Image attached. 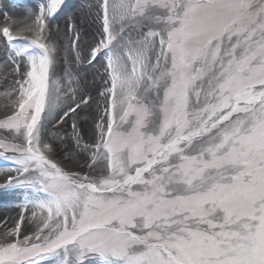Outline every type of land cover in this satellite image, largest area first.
<instances>
[{
	"label": "snow or ice",
	"instance_id": "snow-or-ice-1",
	"mask_svg": "<svg viewBox=\"0 0 264 264\" xmlns=\"http://www.w3.org/2000/svg\"><path fill=\"white\" fill-rule=\"evenodd\" d=\"M65 7L0 26V264H264V0Z\"/></svg>",
	"mask_w": 264,
	"mask_h": 264
},
{
	"label": "rangeland",
	"instance_id": "rangeland-1",
	"mask_svg": "<svg viewBox=\"0 0 264 264\" xmlns=\"http://www.w3.org/2000/svg\"><path fill=\"white\" fill-rule=\"evenodd\" d=\"M42 0H0V26L4 23H9L15 21L16 24L27 23L29 20V13L34 12ZM94 2V0H66V5L63 11L59 14L57 23L61 29V35L66 26L67 19L69 16L76 15L77 18H82L87 11L90 3ZM5 14L9 17V20H6ZM3 57V52L0 51V58ZM92 74L89 73V90L92 95L95 97L97 92L96 88L100 87L99 81L97 79L96 87L92 86L91 83ZM7 86V82L3 81V73H0V91H2ZM4 98L0 96V108L4 103ZM83 115V114H82ZM71 124V120H68L66 125H61V127L65 130V132H71L69 125ZM91 127V121H89L88 126L85 128V132L87 133ZM8 161H5L2 157H0V168H5L9 166ZM11 173L0 172V185H4L7 181V178ZM23 199V191L15 190V189H7L5 187H0V208L15 206ZM1 211V209H0Z\"/></svg>",
	"mask_w": 264,
	"mask_h": 264
},
{
	"label": "bare ground",
	"instance_id": "bare-ground-1",
	"mask_svg": "<svg viewBox=\"0 0 264 264\" xmlns=\"http://www.w3.org/2000/svg\"><path fill=\"white\" fill-rule=\"evenodd\" d=\"M0 232H2L5 228L14 226V220L18 214L19 209L15 206H8L0 208ZM7 218V223H4Z\"/></svg>",
	"mask_w": 264,
	"mask_h": 264
}]
</instances>
